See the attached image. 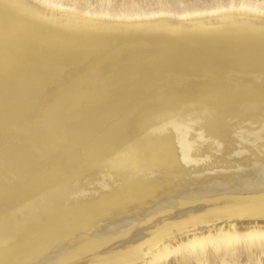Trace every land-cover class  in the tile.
Here are the masks:
<instances>
[{
    "label": "bare ground",
    "instance_id": "6f19581e",
    "mask_svg": "<svg viewBox=\"0 0 264 264\" xmlns=\"http://www.w3.org/2000/svg\"><path fill=\"white\" fill-rule=\"evenodd\" d=\"M220 13L0 0V264H264V102L230 91L264 20Z\"/></svg>",
    "mask_w": 264,
    "mask_h": 264
},
{
    "label": "rangeland",
    "instance_id": "374dc122",
    "mask_svg": "<svg viewBox=\"0 0 264 264\" xmlns=\"http://www.w3.org/2000/svg\"><path fill=\"white\" fill-rule=\"evenodd\" d=\"M33 1L39 5L41 4L44 6L58 4L60 6H63L65 9L84 13L92 17H98L101 15H111L116 17H125V16L149 17L152 15H156V16H164L170 18H180L193 14H205L204 16H209L214 13L215 15H217L218 12H222L220 14H228V13H233V15L244 14V15L255 16L258 19L264 20V0H33ZM220 46L221 45L219 44L217 45V47L219 48ZM248 79L249 80L247 82L243 81L239 83H234L233 85L234 87L230 91L236 92V94H250L252 92H255L254 91L255 89H259L260 94L262 95L260 100L264 102V79H255V77L254 78L251 77ZM251 84L253 85V89ZM245 86L248 87L247 89H251V90L247 91ZM234 88L238 90L235 89L236 90L235 91ZM241 90L244 91V93L241 92ZM211 100L213 101L212 98ZM220 118L221 116L219 115L216 116V121L217 120L220 121L221 124H223L224 126V123ZM224 130L225 129H223V131ZM224 133L226 134L227 132L224 131Z\"/></svg>",
    "mask_w": 264,
    "mask_h": 264
}]
</instances>
